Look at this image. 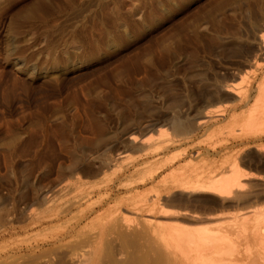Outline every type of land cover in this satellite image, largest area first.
I'll list each match as a JSON object with an SVG mask.
<instances>
[{"label":"rangeland","instance_id":"rangeland-1","mask_svg":"<svg viewBox=\"0 0 264 264\" xmlns=\"http://www.w3.org/2000/svg\"><path fill=\"white\" fill-rule=\"evenodd\" d=\"M263 27L264 0H0V264H135L159 192L218 212L171 227L264 225V182L244 207L171 188L264 173Z\"/></svg>","mask_w":264,"mask_h":264},{"label":"bare ground","instance_id":"bare-ground-1","mask_svg":"<svg viewBox=\"0 0 264 264\" xmlns=\"http://www.w3.org/2000/svg\"><path fill=\"white\" fill-rule=\"evenodd\" d=\"M261 47H264V40L261 41ZM10 59L15 60L17 57L12 56ZM23 68L22 62L16 63L15 70ZM262 108L264 109V105ZM204 116L198 122L204 121ZM258 140L260 142L254 145L257 154L254 163L264 170V146L261 145L262 138L259 137ZM250 142L247 140L246 144ZM252 160L254 159L250 161ZM227 165L232 173L226 178L211 181L210 174H202L177 180L171 188L216 195L221 206L232 202L236 206L244 207L246 196L235 192L247 186L246 183L241 184L240 178L264 182V173L241 170L236 157ZM216 166V163L212 165ZM162 204L159 192L155 198L139 200L133 208L140 214L145 213L142 216L143 233L147 235L146 243L150 247V253L137 257L135 264H264V225L247 228L235 224L216 230L202 228L193 232L186 228L171 227L166 223L167 220L157 216L170 215V220L193 224L211 219L217 216L218 212L198 214L191 209L167 211L163 209ZM251 244L252 248L249 246Z\"/></svg>","mask_w":264,"mask_h":264}]
</instances>
